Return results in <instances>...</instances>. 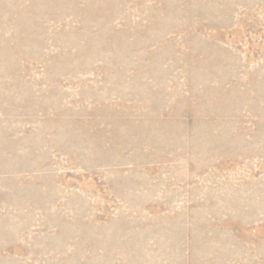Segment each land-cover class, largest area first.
I'll use <instances>...</instances> for the list:
<instances>
[{
	"label": "rangeland",
	"instance_id": "rangeland-1",
	"mask_svg": "<svg viewBox=\"0 0 264 264\" xmlns=\"http://www.w3.org/2000/svg\"><path fill=\"white\" fill-rule=\"evenodd\" d=\"M0 264H264V0H0Z\"/></svg>",
	"mask_w": 264,
	"mask_h": 264
}]
</instances>
